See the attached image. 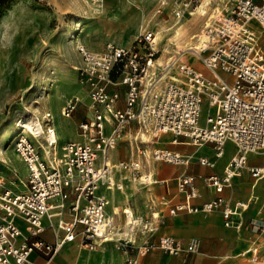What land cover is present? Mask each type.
<instances>
[{
    "label": "built area",
    "instance_id": "2783aa9c",
    "mask_svg": "<svg viewBox=\"0 0 264 264\" xmlns=\"http://www.w3.org/2000/svg\"><path fill=\"white\" fill-rule=\"evenodd\" d=\"M218 3L203 28L202 39L207 47L196 53L208 72L185 60L174 67L173 61L167 62L161 65L163 70L159 69L158 59L166 41L153 31H143L129 45L108 42L102 51L78 45L83 60V65L77 68L78 78L91 99L94 117L78 124L85 140L66 143L61 147V155L55 118L49 109L34 118L41 130L35 128L27 133L22 128L16 135L15 150L25 163L27 174L20 180L25 185L22 190L11 188L0 178V264H52L62 246L77 237L84 247L93 250L99 242L117 236L118 226L106 214L108 201L99 193L100 185H115L111 173L117 167L132 170L143 182L152 181L148 173L138 172L143 166L140 160L116 164L108 160L109 150L116 146L131 122L137 123L140 138L136 149L145 161L189 163V157L182 153L141 146L147 134L155 139L172 133L175 141L183 137L197 145L213 143L217 156L223 153L226 143L235 144L237 151L224 176L204 178L218 193L244 168L253 177L264 176V165H248L250 153L264 152V52L254 26L257 23L264 30V0H232V3L218 0ZM201 5L202 0H181L174 15L180 20ZM230 5L232 13L226 15ZM79 104L77 96L68 98L61 107L62 115L73 116ZM110 123L112 129L107 133L106 124ZM99 152L103 157L101 163ZM199 162L214 164L206 157ZM13 174L17 176L15 171ZM196 181L194 175H179L177 188L185 201L171 207L170 212L222 209L225 224L240 227L241 219L233 217L240 216L247 203L238 201L232 207L218 195L194 206L192 200L199 194ZM54 201L61 218L57 224L46 223L44 218L50 216ZM123 214L129 235L118 238L117 248L128 254L124 264H144L142 257L156 247L170 254L199 250L196 238L183 242L169 235L157 240L147 236L135 255L130 252L135 246L130 233L148 235L155 230V221L129 215L125 209ZM47 228L54 231V242L42 236ZM257 251V247L252 248L255 255ZM39 256L45 259L39 261Z\"/></svg>",
    "mask_w": 264,
    "mask_h": 264
},
{
    "label": "crops",
    "instance_id": "0c3cea01",
    "mask_svg": "<svg viewBox=\"0 0 264 264\" xmlns=\"http://www.w3.org/2000/svg\"><path fill=\"white\" fill-rule=\"evenodd\" d=\"M137 3V0H106L101 8L90 10L88 15H85L84 29L80 32L77 42L58 39L59 52L55 53V58L51 57L50 67L53 74L68 75L75 79L76 83L80 82L75 77V75L78 76L77 68L83 65L78 51L79 44L86 45L93 51H102L108 42L131 44L143 32V27L139 24L141 17L137 15L139 11ZM255 27L257 29V26ZM191 63L198 69L208 72L197 59ZM60 95H64V91H61ZM73 96L80 99L76 113L71 117H65L64 125L57 122L55 118L60 148L70 141H84L85 137L80 133L78 124L82 120L94 117L95 110L87 90L78 93L73 91L66 95L60 107ZM111 129L112 124H106L107 133ZM139 138L137 123H129L118 138L116 146L109 150L108 160L113 164L140 160L143 166L138 172L148 173L152 181L143 182L138 176L133 175L132 170L117 167L111 173L115 185L107 187L103 184L99 189V193L108 201L106 214L117 223V236L112 240L99 242L93 250L84 247L80 237H77L62 246L53 258L52 264H78V256H82L83 264H124L128 254L117 248L118 238L129 235L123 209L129 214L133 213L135 216L155 221L156 228L148 235L138 231L130 233L135 239V246L130 252L135 255L138 253L137 248L144 243L147 236L157 240L162 235H169L183 242L196 238L200 242L197 252L182 251L178 254H170L159 247L153 248L142 257L144 264H264V176L253 177L249 170L244 168L240 174L232 177L231 184L224 187L222 193H218L213 185L204 181L205 177L211 175L224 176L226 166L237 151L235 144L226 143L223 153L217 156L213 143L197 145L183 137L175 141L172 133L161 134L155 139L151 134L144 135L146 142L141 146L149 150L156 147L167 148L189 157L187 165H178L155 160L145 161L136 149ZM120 148L124 153L111 159L110 151ZM98 156V163H101L102 153L99 152ZM202 157L213 161V166L202 165L199 162ZM248 165H264V152L250 153ZM24 166L26 168L25 163ZM13 171L17 173V176H14L15 182L19 185L23 177L18 168ZM183 173L197 177L199 194L192 200L194 206H201L218 195H222L227 204L232 207L238 201L246 202L247 208L241 211V215L233 217L241 219V226L238 228L227 226L222 209L171 213V207L185 201L184 195L177 188V179ZM126 178L128 181L125 182ZM110 190L114 194L107 196V191ZM53 212L56 214L58 210L54 209ZM59 219V215L56 214L52 220L45 218L44 221L57 224ZM57 231L60 234V231ZM42 236L50 242L55 241L54 231L51 228H47ZM255 247L258 249L256 255L252 252V248ZM38 259L43 261L45 257L39 256Z\"/></svg>",
    "mask_w": 264,
    "mask_h": 264
},
{
    "label": "rangeland",
    "instance_id": "374dc122",
    "mask_svg": "<svg viewBox=\"0 0 264 264\" xmlns=\"http://www.w3.org/2000/svg\"><path fill=\"white\" fill-rule=\"evenodd\" d=\"M137 1V15L141 17L139 24L143 27L142 31H153L166 41L160 53L158 68L161 70L162 64L185 52L188 43L200 44L199 38H203L205 21L214 4L218 3V0H211V3L210 0H202L206 14L199 7L192 14L178 20L174 9L181 0H166V3H163L164 0ZM105 2L106 0H0V178H4L15 190H22L25 185L21 181L19 185L15 182L16 177L12 171L18 168L24 180L26 168L15 150L16 135L5 145L4 140L12 136L6 135L5 131L13 128L17 121L25 122L35 118L31 112H26V106L31 110L36 107L40 109L39 117L49 108L57 122L66 124V118L61 115L60 104L71 92L78 93L86 89L82 83H76L68 75L53 74L51 57L55 58V53L59 52L58 39H68L74 33L79 36V31L84 29L85 15L93 8H101ZM218 4L223 7L222 2ZM232 5L225 11L226 15L232 13ZM255 26L259 31L258 44L264 52V39L260 33L262 28L257 23ZM176 28L180 30L175 35ZM71 40L75 41L74 38ZM195 59L198 60L196 54L187 53L183 60L193 62ZM75 77L79 81L78 76ZM61 91H64V95H60ZM43 92H47L48 97L38 99ZM58 151L61 155V148ZM120 151L122 152L119 153ZM123 153L120 148L111 150L109 156L114 159ZM112 194L113 191H107V196ZM78 262L83 264L82 261Z\"/></svg>",
    "mask_w": 264,
    "mask_h": 264
},
{
    "label": "bare ground",
    "instance_id": "6f19581e",
    "mask_svg": "<svg viewBox=\"0 0 264 264\" xmlns=\"http://www.w3.org/2000/svg\"><path fill=\"white\" fill-rule=\"evenodd\" d=\"M203 5V4H202ZM200 6V11L201 12H204V9H203V7L204 6ZM179 28H176V30H175V35L176 34H178L179 33ZM262 30L263 29H260V33L262 34V36H263V32H262ZM79 32H81V31H79ZM196 36H198V34L197 35H195V37ZM79 36H78V34L77 33H74V34H72L69 38H68V41H70V39L71 38H74L75 39V42H77L78 41V38ZM200 39V40H199ZM198 40H199V45L198 44H196V45H194V44H192V42L191 43H188L187 44V47L184 49V51L185 52H182V53H179V55L178 56H175V57H173V59H171L170 61H169V63L170 62H172V60H173V67H174V65L177 63V61H179V60H183L184 59V55L185 54H187V53H192V54H196V53H198V51H200L201 49H203L204 47H207V44L206 43H204V39H202V38H199ZM71 42V41H70ZM167 52H169V50H167ZM158 62L160 63V58L158 59ZM190 63L192 62V61H189ZM53 79V78H52ZM57 79V78H56ZM31 88V87H30ZM48 97V93L47 92H43V94H41L39 97H38V99H43V98H47ZM49 99V98H48ZM47 102H48V100H47ZM46 105H47V103H46ZM48 107H50L49 105H48ZM49 109V108H48ZM39 111H41L40 109H38L37 107L36 108H34V110H31L29 107H27L26 106V112H31L32 113V115L33 116H35V118H38L39 116H38V114L40 113ZM52 112V111H51ZM53 114V113H52ZM42 115V114H41ZM61 115H62V113H61ZM63 116V115H62ZM54 118H55V116H54ZM16 124H15V126L13 127V128H8L6 131H5V133H6V135H12L10 138H8V139H5L4 141V144L5 145H7L9 142H11V139H12V137L13 136H15V135H17L18 134V132L19 131H21V129L23 128L24 129V132H27V133H30V131H34V129L35 128H37V129H39V130H41V127H40V125L37 123V119H30V120H28V121H25V122H23V121H17V122H15ZM56 128H57V126H56ZM56 133H57V131H56ZM54 137V136H53ZM17 153V152H16ZM18 154V153H17ZM15 155V154H14ZM18 157V156H17ZM20 157V156H19ZM22 177H20V179H21ZM103 186V184H101L100 185V187H102ZM109 203H110V200H109ZM57 202L56 201H54L53 203H52V210H51V212H50V216L49 217H45V218H47V219H50V220H52V218L56 215V214H58L59 215V217H60V210L59 209H57L56 207H57ZM54 209H57L58 210V212L56 213V214H54V212H53V210ZM131 214H133V213H130V215ZM44 218V219H45ZM61 218V217H60ZM60 220V219H59ZM59 220H58V222H59ZM23 226L25 227V230H26V227H27V225H26V223L25 224H23ZM79 253V252H78ZM85 259V258H84ZM77 260L78 261H81L82 260V256H78V258H77Z\"/></svg>",
    "mask_w": 264,
    "mask_h": 264
}]
</instances>
